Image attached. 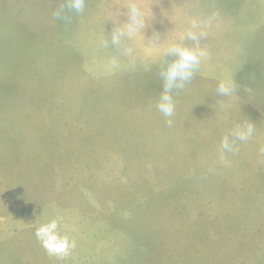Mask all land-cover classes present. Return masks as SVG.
Wrapping results in <instances>:
<instances>
[{
    "label": "rangeland",
    "instance_id": "rangeland-1",
    "mask_svg": "<svg viewBox=\"0 0 264 264\" xmlns=\"http://www.w3.org/2000/svg\"><path fill=\"white\" fill-rule=\"evenodd\" d=\"M85 2L57 20L67 0H0V264H264V0H142L148 29L123 42L135 65L102 43L127 0ZM214 12L169 127L164 52ZM226 79L237 95L216 94ZM248 119L254 136L222 164V138ZM53 218L67 255L36 237Z\"/></svg>",
    "mask_w": 264,
    "mask_h": 264
},
{
    "label": "clouds",
    "instance_id": "clouds-1",
    "mask_svg": "<svg viewBox=\"0 0 264 264\" xmlns=\"http://www.w3.org/2000/svg\"><path fill=\"white\" fill-rule=\"evenodd\" d=\"M86 7L85 0H67V3L61 5L53 12V18L57 20H68L70 13L81 14ZM125 11H121V10ZM120 10V14L115 18L109 16L108 21L113 24L110 32V40H104L103 46L107 47L109 43L112 46L120 48L122 55L128 58L130 65H135L137 56L134 49L124 45V41H132L138 33L145 35L148 29V14L142 6V0H127L126 5ZM153 9V7H152ZM151 13L154 16L153 10ZM162 15L168 18L163 12ZM121 16L125 19L121 20ZM218 12L201 18L192 16L187 19V27L183 34L179 36L176 43L168 45L164 56L173 57L170 61L165 59V67L161 68L160 78L163 81L162 90L159 94L156 104L157 110L166 118L169 127L173 125V119L176 112V100L174 93L183 90L185 86L193 79L195 73L199 70L203 59L207 58L209 53L202 47L207 40L210 31L214 28ZM149 43L145 44V51L151 53L154 48L161 45V33L153 31L150 37H147ZM186 42H190L186 43ZM109 66L112 69L119 67V60L112 57L109 60ZM238 84L234 79L221 80L216 88V94L220 97H231L236 94ZM256 131L255 124L250 120L236 124L221 140L219 147V159L222 164H228V154L236 153L239 143L248 142ZM260 154L264 155V147L260 148ZM60 219L53 218L49 222L41 224L36 229V237L42 246L50 255H67L70 247H75L74 242L70 243L66 235H62L59 229Z\"/></svg>",
    "mask_w": 264,
    "mask_h": 264
}]
</instances>
